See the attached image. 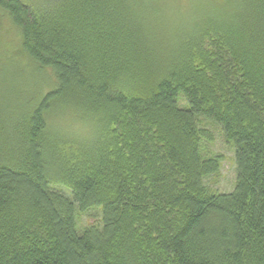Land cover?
<instances>
[{"label": "trees", "instance_id": "trees-1", "mask_svg": "<svg viewBox=\"0 0 264 264\" xmlns=\"http://www.w3.org/2000/svg\"><path fill=\"white\" fill-rule=\"evenodd\" d=\"M2 15L53 86L0 54V264H264V0H0ZM200 118L233 144L228 191L206 183L220 157Z\"/></svg>", "mask_w": 264, "mask_h": 264}, {"label": "rangeland", "instance_id": "rangeland-1", "mask_svg": "<svg viewBox=\"0 0 264 264\" xmlns=\"http://www.w3.org/2000/svg\"><path fill=\"white\" fill-rule=\"evenodd\" d=\"M217 1L221 2L222 0ZM0 54L1 56H8L7 58L10 61L12 68H16L17 70H15L17 72H20L19 70L23 69L26 70L23 72V75H25L26 77L32 74L34 76L33 85H36V90L39 89L42 92L53 86L52 78L48 73H45L48 78L33 69L36 71L35 73L30 68V62H28L22 55H20L18 35L14 31V29L10 27L9 21L3 15L0 16ZM6 82H8L9 84L13 83L11 78H8ZM200 121L203 126L211 131L212 135V140L208 142L204 141L202 144L203 155H218L220 157L219 171L209 177V179L206 180V183L215 190L228 191L233 187L235 179L233 144L224 137L219 125L204 118H200ZM64 129L65 131H68L72 128L68 127V129ZM74 129L78 130L76 129V126H74ZM99 216L100 214L96 209H92L85 213L78 212V230L91 222H97L99 220Z\"/></svg>", "mask_w": 264, "mask_h": 264}, {"label": "clouds", "instance_id": "clouds-1", "mask_svg": "<svg viewBox=\"0 0 264 264\" xmlns=\"http://www.w3.org/2000/svg\"><path fill=\"white\" fill-rule=\"evenodd\" d=\"M49 123H50V125L55 126L56 118L55 117H51L49 119ZM94 133H95V129L91 125H89L82 133H80L78 135V138L81 139V140L89 139V138H91L94 135Z\"/></svg>", "mask_w": 264, "mask_h": 264}]
</instances>
